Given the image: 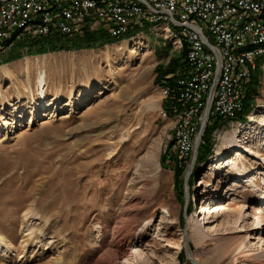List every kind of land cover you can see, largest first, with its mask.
Wrapping results in <instances>:
<instances>
[{"label": "rangeland", "instance_id": "obj_1", "mask_svg": "<svg viewBox=\"0 0 264 264\" xmlns=\"http://www.w3.org/2000/svg\"><path fill=\"white\" fill-rule=\"evenodd\" d=\"M88 31L107 34L97 24L80 33ZM129 33L95 47L31 54L28 41L40 36L26 32L0 49V231L23 246L27 228L37 230L29 250L12 258L0 251V264H95L107 254L109 211L125 214L131 236L121 247L131 261L154 255L157 264H264V230L255 225L264 214V202L256 199L264 192V62L257 88L250 90L251 75L244 89V121L214 119L220 124L214 127L208 120L196 152L194 135L193 149L183 157L174 138L177 99L162 96L166 82L160 76L184 47L149 23ZM41 65L47 74L43 109L34 83ZM231 136L236 142L229 150ZM243 146L238 165L250 170L246 178L227 184L228 167L215 181L206 178L212 165L227 162ZM202 178L207 183L200 186ZM206 186L211 193L217 188L220 198H204ZM220 204L225 214L209 219V207ZM27 212L31 221L22 224ZM149 219L153 226L138 237ZM195 223L206 234L198 244L190 240ZM152 238L162 250L145 243ZM239 241L243 257L223 252ZM174 243L180 247H168ZM125 258L118 263L130 264Z\"/></svg>", "mask_w": 264, "mask_h": 264}, {"label": "built area", "instance_id": "obj_2", "mask_svg": "<svg viewBox=\"0 0 264 264\" xmlns=\"http://www.w3.org/2000/svg\"><path fill=\"white\" fill-rule=\"evenodd\" d=\"M105 6H113V15H106ZM153 19L183 24V31L178 32L185 39L187 57L202 54V63L193 62V67L186 68L200 74L203 87L205 77H213L208 101L197 103L195 110L185 113L186 130L175 142L184 148L181 156L188 157L207 106L218 105V112L208 115L206 122L212 118L224 120L238 111L247 86L246 61L254 53L238 56L234 46L244 39L264 36V0H120V5H111V0H0V40L16 25H24L23 33L47 36L76 35L97 24L111 36ZM189 88L186 82L185 92L165 85L161 94L175 100L178 95H186ZM166 111H170V104L163 115Z\"/></svg>", "mask_w": 264, "mask_h": 264}, {"label": "bare ground", "instance_id": "obj_3", "mask_svg": "<svg viewBox=\"0 0 264 264\" xmlns=\"http://www.w3.org/2000/svg\"><path fill=\"white\" fill-rule=\"evenodd\" d=\"M111 5H120V0H111ZM105 13H106V15H113V6H105ZM146 23H149V25L150 24L153 25L154 28L156 27V28H159L161 30L166 31L170 38H172V37L174 38L173 43L178 49L185 46V39H181L180 38V32H178V31H183V24H177V23H175V20H168L167 23H163L162 19H153L152 21H148ZM140 25H142V24H139V26ZM14 31H17V32L21 31V33H23L24 32V25H16V27H14L12 29V32H6V34H4L2 36V40H0V49L4 47L6 42L11 38V35ZM129 31L130 30H124L122 32H117L115 34H112L111 36H114V37L125 36V34L127 32L129 33ZM184 50H185V47H184ZM234 53L238 56H247L249 54L254 53L252 55L251 60L246 61V68H247L246 69V78H245V85H246L249 77L253 74L255 68L257 67V63H256L257 59L260 58V56H264V36H261L258 39H244L242 42L236 43L234 46ZM107 57H108V55H107ZM185 60H186V67H193V62L194 63H202V54L192 53V54H190V57H187V52L185 50ZM112 62L113 61H111V63ZM186 70H188V71L185 72L184 74L177 76V78L175 80V82H176L175 87H176V90L178 92H185V82L190 86V88L186 90V95H178V97L176 98L177 102L179 104V107H180V110H179L180 115H179V118L176 121V125H175V135H174L175 142L178 140V137L180 135H182L186 130V122H184L185 113H189L190 110H195V105L197 103L207 102L208 101V87H213V77H205V86L206 87H203V81H201L200 74H198L196 71H194V68H186ZM34 78H35V80H34L35 89H36L37 95H38L37 99L39 100V104H40L41 108L43 109L47 106V102H46L47 74H46V68L44 65L39 66V70L37 71L36 75H34ZM242 99H243V97H242ZM39 104L37 103V106ZM241 110H242V100L240 101V103L238 105V111H235L234 115L226 116L225 118L233 119L234 117H236V115H238V113ZM216 112H218V105L207 106V111L205 113V117L203 118V125L206 124L207 114L208 115L209 114L215 115ZM164 116L167 117V113ZM248 125H250V124H248ZM202 134L203 133L201 130L198 132V134L196 136L195 143H194V151L195 152H196L197 147L201 141ZM227 141H228V146H226V148L230 150L235 145L236 136H231V138ZM230 145H232V146H230ZM176 147H177L178 151L180 152V154H184V148L182 147V144H176ZM245 151H247V149H245L243 146V147H241L240 150L236 151L237 153L233 158H231L229 160H227L226 158H223V160H227V162L223 161L219 166L212 165L209 168L208 175L206 176V178H208L209 176L210 177L212 176L214 178V181H215V179L217 177H219L223 171H225L226 167H228L230 169V172L225 177V181H227V184L230 185L231 182L234 181L235 179L246 178L249 175L250 170L246 169L245 165H242V167H240L238 165L239 162H241V160L243 158V152H245ZM193 164H194V160L190 164L189 170L187 171V175L192 170ZM258 165H261V164H258ZM231 168H234V170L236 171L235 172L236 174L235 173L231 174V171H232ZM156 169H157V167H156ZM157 177H158V174L155 175L154 179L156 180ZM218 182H220V181L218 180ZM206 183H207V180L205 178L200 179V186H202V184H206ZM209 187L210 186H206L204 192L202 193L204 198H206L207 200H209L211 198L219 199L220 196L217 192V188H214L213 189L214 193H211L209 191L207 192ZM238 193H240V192L235 193L234 198H236ZM244 195H249V193L246 192V193H244ZM257 197H260L259 199L256 198L258 201L264 202V192L259 194ZM216 206L215 207L214 206L209 207V209H211V213H212L210 215L209 219L210 218L213 219V218L218 217L220 212H221V214H220V216H221L222 214H225V212L227 211L226 207L223 206V204L216 205ZM201 208H203V205L201 206ZM162 212L164 213L167 211L164 208L162 210ZM201 212L204 213V210L202 209ZM119 213H118V215H119L118 216L117 214L114 215L112 211H109V217H111V218L107 217V221H111V223L113 224V227H112L111 232H110L111 237H110L109 245L107 247V254L105 256H103L104 258L102 257V259L97 260V262L95 264H119L118 260L120 258L126 257V254L124 253V251L121 247V244L129 236H131V234H130V231L128 230V228L126 227L127 219L125 218V214L123 212H121L120 214ZM153 214H154V212L152 211V213L149 214V216L152 217V216H154ZM32 215H33V213H28V212L23 213V217L21 219L22 224H25V223L31 221L30 219L32 218ZM241 217H242V215L240 214L238 216V218H241ZM47 221H49V220L46 217L45 222H47ZM262 221H264V214L262 216L257 215L256 224H255L257 229H263L264 230V223ZM151 226H153V221L151 222L149 219L148 224L146 225V228H143V230L139 232L138 237H141V238L144 237L146 230H148V228ZM193 227H194V231H193V234L191 235L190 240L193 241L195 244L201 243L200 241H202L206 237V234H204L205 232L201 231L199 229V227H197L196 223L193 225ZM41 229H43V228H41ZM33 230L34 229H31V228L29 229V227H28L26 230L28 232L24 233L21 236V238H22L21 241L25 242V245H23V246L19 243L13 244V242L10 240V239H12L9 236L10 233H8L9 235L8 234L3 235L2 231H0V244H3V246H4V247L3 246L1 247L0 251L3 255V257H10L11 256V258H12L14 255H16L14 253H17L19 251L23 252L26 247H27V250H29L32 247V245H31L32 244L31 241L33 240L32 238H34V236L36 234L35 231H37V230H35V231H33ZM234 232L236 233V232H240V231H234ZM246 233H247V231H246ZM223 234H229V232H226ZM187 238H189L188 234H187ZM158 241L159 240L157 238H152L151 240L145 239L146 244L154 246L153 251L162 250L161 248H158V249L155 248V246L156 247L159 246ZM168 247L178 249L180 247V245L178 243H174L173 245L171 244ZM223 252L226 255H228L230 253H234L236 256V259H239V258L244 256V251L241 250V242L240 241L234 242L233 246L230 249L223 248ZM187 254H188V250H187ZM23 257H24V255L22 256V258ZM190 258L192 261L198 260L196 256H190ZM125 259L129 260L130 264H157V260H158V258L154 255H146L144 257H138V258L135 257V261H133V260L131 261L128 258H125ZM19 260H21V259H18V261Z\"/></svg>", "mask_w": 264, "mask_h": 264}, {"label": "trees", "instance_id": "obj_4", "mask_svg": "<svg viewBox=\"0 0 264 264\" xmlns=\"http://www.w3.org/2000/svg\"><path fill=\"white\" fill-rule=\"evenodd\" d=\"M14 33V34H13ZM11 35L12 38H10L6 44V45H14V41L16 39H18V37L21 34V31H14ZM134 34V31L129 33L128 35H132ZM120 39V38H119ZM118 39V40H119ZM117 38H113L108 36V34H105L104 32L101 31H88V32H84L79 33L78 35L75 36H63V35H59V34H52V35H47V36H40L37 38L32 37L31 39H29V51L31 54L33 53H46L49 51H57V50H61V49H77V48H87V47H95L104 43H113L116 42ZM20 42L19 44H23V41H17ZM25 45V44H23ZM185 53V50H182ZM182 52V56L180 59H173L171 61V65L170 67H168V73L164 74L165 71L161 72L162 75L160 76L161 79H164V82H166V85L173 87L176 89V76L182 72L183 70L186 69V60H185V54ZM264 62V57L263 58H258L257 59V67L255 68L254 72H253V76H251V81H250V90L254 91L257 88V84L259 82V76L261 73V65ZM168 74H172V77L170 78H166V75ZM250 96L248 95V98ZM176 101L173 100V103H175ZM248 102V101H247ZM247 102L244 104L243 102V109L242 111L236 116L237 119L241 120L242 122L245 119V114L247 113L248 109H247ZM169 104V103H168ZM167 104V106H168ZM176 111L179 112L180 107L179 104L176 102ZM213 126L214 127H218L220 126V124L217 122V120L213 121ZM207 134H205L206 136ZM203 148V147H202ZM210 153V145L205 143L204 144V149H203V154L204 155H208ZM202 154V155H203Z\"/></svg>", "mask_w": 264, "mask_h": 264}, {"label": "water", "instance_id": "obj_5", "mask_svg": "<svg viewBox=\"0 0 264 264\" xmlns=\"http://www.w3.org/2000/svg\"><path fill=\"white\" fill-rule=\"evenodd\" d=\"M80 33V32H79ZM79 33H77L76 35H78ZM60 35V34H59ZM63 36H72V35H63ZM73 36H75V35H73ZM253 76V75H252ZM252 79V78H251ZM251 79H250V81H251ZM249 81V82H250ZM249 84V83H248ZM247 84V85H248ZM247 87V86H246ZM244 104H245V102H244ZM244 107V106H243ZM207 116H208V114H207ZM237 116V115H236ZM207 118V117H206ZM236 118V117H235ZM216 119H220V118H216ZM209 120H214L213 118L212 119H209ZM221 120V119H220ZM207 123V122H206ZM205 125L206 124H204V125H202L201 127H200V131L202 130V133H203V131H204V127H205Z\"/></svg>", "mask_w": 264, "mask_h": 264}]
</instances>
